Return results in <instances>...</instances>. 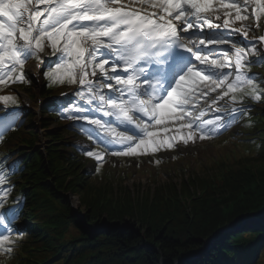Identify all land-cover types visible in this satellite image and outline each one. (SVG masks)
Returning <instances> with one entry per match:
<instances>
[{
  "label": "snow or ice",
  "instance_id": "1",
  "mask_svg": "<svg viewBox=\"0 0 264 264\" xmlns=\"http://www.w3.org/2000/svg\"><path fill=\"white\" fill-rule=\"evenodd\" d=\"M261 17L264 0H0V86L41 75L75 85L59 111L91 142L79 147L98 165L109 155H155L219 134L249 111L245 97L264 100L249 68L264 63V35L249 36L264 28ZM46 48L55 61L45 63ZM33 59L43 72L26 69ZM9 104L16 97L0 95V107ZM17 115H0V138ZM3 172L0 227L11 233L19 205L4 208ZM13 247L0 234V251Z\"/></svg>",
  "mask_w": 264,
  "mask_h": 264
},
{
  "label": "trees",
  "instance_id": "2",
  "mask_svg": "<svg viewBox=\"0 0 264 264\" xmlns=\"http://www.w3.org/2000/svg\"><path fill=\"white\" fill-rule=\"evenodd\" d=\"M47 152L46 160L41 153L40 156H34L27 165L25 177L28 183L37 184L41 191L48 194V201L42 203L41 192L35 205L43 208L50 222L58 223L57 229L47 239H39L32 252L27 249L22 254L24 264L42 259L45 255L36 256L39 251L57 245L58 249L52 251L58 252L59 257L64 259L49 264H159L162 256L167 260L165 264H172L178 258L184 259L180 264H240L239 252L246 250L249 238L254 236L250 234L248 238H236V234L220 233L199 260H187L186 255L208 244L211 236L225 223L238 218L247 210L260 209L264 205V142L258 151L260 153L256 155L260 157L255 156L256 161L240 162L234 174L227 178V183L217 189L208 185L204 197L195 201L191 208H183L179 202V184L176 182L164 187L172 194L169 198L164 196L162 189L156 191L154 198L148 195L134 198L128 190L123 189L117 193L111 184H98L96 178L93 179L81 170L82 164L78 158L67 159L53 145L49 146ZM57 167L61 168L60 172L55 174L52 183H48L47 176L54 173ZM65 179H72L71 187L81 193L87 213L141 217V221L146 224L147 240L131 228H117L110 235L98 233L95 238H91L89 232L75 228L74 224L80 226L79 219L73 214L67 199L57 195ZM207 183L211 184L209 178L183 180L182 192L189 194L190 186L201 187ZM57 199H60L59 203H56ZM87 215L85 222L88 221ZM36 238H40V234ZM240 240L243 243H239ZM150 242L160 251L150 247ZM261 244L264 245V240ZM261 244L257 245L258 248ZM241 264L247 263L244 261Z\"/></svg>",
  "mask_w": 264,
  "mask_h": 264
},
{
  "label": "rangeland",
  "instance_id": "3",
  "mask_svg": "<svg viewBox=\"0 0 264 264\" xmlns=\"http://www.w3.org/2000/svg\"><path fill=\"white\" fill-rule=\"evenodd\" d=\"M231 39V38H230ZM33 63L35 62H29V64H27V68L29 67V65H33ZM41 80V78H40ZM39 80V83L41 82ZM0 95H17V93H15L13 91L12 88H3L2 86H0ZM259 107H263L264 109V103H262ZM63 126H67L68 125V121H62L61 123ZM42 124L38 125L37 127H41ZM63 126H59L55 121L52 122L51 125V129L52 132H66V139L67 141H69L72 145L75 143L76 145H79L80 142H83V140L81 138L76 137V135L74 134V131L71 130H63ZM71 126H75V125H71ZM75 130V129H74ZM47 130L43 129L42 127V136L43 138L46 136ZM221 141L217 142V145H223L226 146L227 144H229V140H227L226 138H220ZM213 139H209V140H205V141H197L194 145L195 147L193 148V153L191 155V157H194V152H197V159L200 160L201 157L205 156V157H210V155L215 154L216 153V148L213 147L212 141ZM18 140L16 138L12 139V143H11V148L14 145H17ZM229 148L226 147L224 148V151L226 152L227 149ZM221 151V150H218ZM189 158L185 157V159L183 160V162H179L181 165L186 163V160H188ZM143 157H138V158H130L129 159V165H127L126 168H121L118 166V162L116 166H110L108 164H106V168L109 171V175L110 177L114 178V188L117 191L118 189H120L121 187L123 188H128L130 191H132L135 194H138V192H144L147 193L149 191H151L150 195L152 196V193H154L156 191V188L160 185L163 184H168L169 180L171 181H179L180 178L179 177H175L173 179H167L164 176H161L159 179H150V167H148V164H144L142 163ZM174 165L172 163L165 165V169H168L170 167H173ZM123 169H127V171H123ZM131 172L132 174L127 176V173ZM200 175H203V171L199 172ZM156 176V174H154ZM119 177L121 178V180H119ZM156 193V192H155ZM154 193V194H155ZM69 197V202L71 203L74 212L78 213L80 212L78 215V217L82 218V215L88 214L86 211L87 209H85L84 206L79 207L77 199L78 196L76 194H67ZM80 209V211H79ZM142 234V231H141Z\"/></svg>",
  "mask_w": 264,
  "mask_h": 264
},
{
  "label": "bare ground",
  "instance_id": "4",
  "mask_svg": "<svg viewBox=\"0 0 264 264\" xmlns=\"http://www.w3.org/2000/svg\"><path fill=\"white\" fill-rule=\"evenodd\" d=\"M225 31H227V30H225ZM235 38H237V39H241L240 37H235ZM33 71H37V68H33Z\"/></svg>",
  "mask_w": 264,
  "mask_h": 264
}]
</instances>
